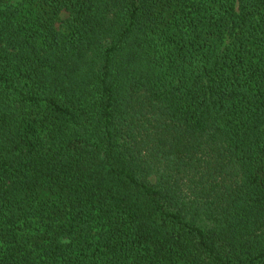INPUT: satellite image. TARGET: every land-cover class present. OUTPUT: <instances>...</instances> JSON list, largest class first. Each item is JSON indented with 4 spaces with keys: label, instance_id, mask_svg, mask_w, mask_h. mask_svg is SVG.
<instances>
[{
    "label": "trees",
    "instance_id": "16d2710c",
    "mask_svg": "<svg viewBox=\"0 0 264 264\" xmlns=\"http://www.w3.org/2000/svg\"><path fill=\"white\" fill-rule=\"evenodd\" d=\"M0 264H264V0H0Z\"/></svg>",
    "mask_w": 264,
    "mask_h": 264
},
{
    "label": "rangeland",
    "instance_id": "374dc122",
    "mask_svg": "<svg viewBox=\"0 0 264 264\" xmlns=\"http://www.w3.org/2000/svg\"><path fill=\"white\" fill-rule=\"evenodd\" d=\"M6 1H7V3H9V4L14 5V4L19 3L21 0H6ZM66 18H67V15H66L65 13H62V14L60 15V21H59L60 23H57V24H56V27H57V28H61V26H62L61 21H62V22L65 21Z\"/></svg>",
    "mask_w": 264,
    "mask_h": 264
}]
</instances>
